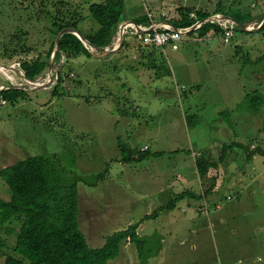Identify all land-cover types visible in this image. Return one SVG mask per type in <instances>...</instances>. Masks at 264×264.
I'll list each match as a JSON object with an SVG mask.
<instances>
[{"label": "rangeland", "instance_id": "obj_1", "mask_svg": "<svg viewBox=\"0 0 264 264\" xmlns=\"http://www.w3.org/2000/svg\"><path fill=\"white\" fill-rule=\"evenodd\" d=\"M64 1L70 11L88 15V0ZM218 1L203 0V4L213 13ZM223 2L228 8L243 2L244 10L260 12L258 20L247 27L262 24L264 0ZM164 5L162 12L170 14L171 6ZM61 6L58 0H0V91L13 86L27 92L15 104L0 102V169L46 152L60 154L63 165L73 160L82 175L103 171L109 163L107 177L97 187L79 184V222L91 247L99 248L109 234L141 222L140 234L158 231L165 235L163 249L148 264H264V155L250 160L234 147L222 164L218 161L225 142L237 140L251 147L264 144V106L258 113L249 112L247 95L264 92V83L253 79L257 71L264 73V31L236 32L230 42H225L223 33L205 42L182 40L173 54L168 46L163 55L165 67L160 66V79L154 82L138 81L129 68L135 63L132 57L90 47L94 53L90 59L81 56L66 63L68 77L62 87L67 91L62 88L53 96L66 57L55 60L51 84L45 88L32 89L21 62L46 55L51 45L49 17ZM147 7L148 0H124L123 22L140 13L148 16ZM158 9L154 14L161 17ZM93 21L86 22L85 30L93 28ZM19 29L28 30L25 41L35 49L9 58L12 49L6 47H19L18 39L11 37ZM126 39H131L130 33ZM209 47L213 50L209 57L197 52ZM217 49L225 53L218 54ZM181 54L190 55L186 58L196 63H182ZM12 65L17 70L4 67ZM145 70L143 75L150 81L153 70ZM119 145L126 150L147 145L152 156L122 162ZM192 150L217 160L214 169L224 182L209 198L193 201L195 205L187 206L185 212L183 201L173 211H160L174 197L172 193L178 192V188L167 191L165 187L179 172L190 179L189 188L202 189L204 179L189 153ZM1 178L0 196L9 199L8 186ZM217 204L222 208L217 209ZM156 210L158 218L142 221ZM175 216L180 219L177 224ZM4 240L8 245L2 244ZM14 241L15 234H8L0 222V264L13 253ZM118 256L107 264H141L136 247L129 242L122 245Z\"/></svg>", "mask_w": 264, "mask_h": 264}, {"label": "trees", "instance_id": "obj_2", "mask_svg": "<svg viewBox=\"0 0 264 264\" xmlns=\"http://www.w3.org/2000/svg\"><path fill=\"white\" fill-rule=\"evenodd\" d=\"M223 1H218V6L213 13L197 9L198 19L205 20L212 15L223 13L248 26L256 18H259L252 12L241 8L244 5L243 2L236 8H228L226 2ZM58 2L62 6L57 7L55 13L49 17L48 30L51 35V45L48 52L46 55L39 54L32 60L24 59L21 62L27 79L35 80L48 69L56 39L62 30L66 28L77 29L89 43L96 47H107L112 45L119 26L124 21V0H88L86 1L88 15H84L76 9L70 11L69 8H65L67 3L64 0H58ZM182 17V21H171L168 24L191 27L195 22L189 9L182 13ZM89 19L97 21L98 25L94 26L96 24L93 21V28L87 31L85 25ZM143 19L144 17L136 18L135 21L141 23ZM263 19L264 17L262 21ZM199 30L202 35H206L211 30L217 34L224 32L219 24L213 22H205ZM235 31L246 34L255 33V31L263 32L264 24L254 32L246 31L236 25ZM126 35H124L125 38L119 48L120 50L128 49L130 46ZM28 36L27 29H19L12 34L13 40L18 39L17 45L19 47H6V50L12 49L9 58H13L17 54H29L34 51L35 48L25 41ZM90 47V45L86 46L74 33L62 35L55 60L60 62L64 56L66 61L57 73L58 80L51 93L53 96L60 93V89L63 88L62 85L68 77V73L65 72L66 63L81 56L90 59L94 56ZM152 48L156 49L155 46ZM63 91L65 93L67 90L63 88ZM26 94L27 92L23 89L11 86L0 91V102L15 104L19 98H24ZM247 95L250 101L249 112L258 113L264 106V92L258 90ZM232 126L230 125L231 128ZM234 147L243 150L247 159L250 160L255 155H264V144L260 143L259 146L253 145L251 147L247 142L231 140L223 145L218 161L223 162L227 153ZM119 149L123 154L119 160L123 162L142 161L152 156L149 147L146 150L139 147L135 149L127 147L126 150L123 145H119ZM47 153L30 155L0 169L1 179L7 184L10 196L9 199L0 196V222L8 234H15V241L11 246L13 253L7 255L5 264H107L110 260L119 257L121 247L126 242L136 247L141 264H148L151 258L159 255L163 249V235L158 231L150 235L140 234L138 228L141 222L131 223L126 228L109 234L99 248L91 247L79 222V184L97 187L107 177L109 163L106 164L103 171L91 175H82L76 171L73 160L64 161L63 165L60 154L56 152ZM189 153L191 154L192 151ZM193 156L196 169L201 178L204 179L202 189L200 192L194 188L181 191L169 203L160 207V211L175 210L177 204L185 198L203 201L213 193L219 176H210L209 172L210 168L218 167V161L207 159L203 152L201 154L197 152ZM159 215L160 212L156 210L144 216L142 221L156 219ZM14 223L18 224L17 228L13 226ZM1 242L8 245L5 240Z\"/></svg>", "mask_w": 264, "mask_h": 264}, {"label": "crops", "instance_id": "obj_3", "mask_svg": "<svg viewBox=\"0 0 264 264\" xmlns=\"http://www.w3.org/2000/svg\"><path fill=\"white\" fill-rule=\"evenodd\" d=\"M165 2H167V5L171 6L172 10H171L170 14L162 12V11L165 10L164 9V7H165L164 3ZM147 8H148V10L151 11L150 13L153 15L152 18H150L149 15L147 16V15H144L143 13H140V15L134 17L133 19H128V20H125V21H131V20H135V18H141V17L143 18L144 17V19L141 21V23H139V25H142L144 27H148V26H150L152 24H162V23H167V22H171V21H178V22L182 21L183 20L182 13H185V11L188 10V9L192 11L191 14L192 13H196L197 9L198 10L202 9L204 11H207V12L211 13L209 8L205 4H203V0H182V2L179 1V0H148V7ZM151 8H153V9H151ZM156 8H159L157 10V14L162 12L161 13V17L156 16L154 14V10ZM259 13L258 12H255V13L253 12V15L255 14L256 17H258ZM256 20H258V19L256 18L255 21H253L252 23L254 24L256 22ZM175 27H179V26H175ZM188 33L190 34L189 38L185 37V36H187L186 34H188ZM218 36L220 37V34H217L213 30L209 31L206 35H202L200 30H199V27H197L195 29L189 27L188 29L187 28L184 29V33L182 35L181 41L183 40V41L189 42L188 40H191V38H193L194 41L205 42V40L218 39ZM130 38H131L129 40L130 46H129L128 49H125L124 51L118 49V50L111 51V53L115 55V54H118V53L121 52V53H123V56L132 57L135 60V63L132 64L131 66H129V68H132V70L134 72H136L139 82H152V81L154 82V81H156V79H160L159 75L161 74V71H158V70L160 69V66L162 68L165 67V65L163 63V55H164V52H166L165 48L170 46L171 49H172V54H173V51L179 49V47L178 48H173L171 45H167L164 48L156 47V49H154V48H152L153 46L142 45L139 42V38L137 37V35L132 33V32H130ZM134 38H136L138 43L134 42V40H133ZM115 40H116V38L114 39V41ZM114 41H113V43H114ZM209 48L210 49H207V48L206 49H202L201 51L197 50V52H199V55L201 57H209L213 53V50H211V47H209ZM111 53H109V54H111ZM121 53H120V55H121ZM216 53L224 54L225 50L224 49L223 50L217 49ZM179 56H180V59L184 58L182 63L190 62L191 65L196 63V61L194 59H192L193 60L192 61V60H188V58H186V56L189 57L190 55L181 54ZM205 61L209 63V59H207ZM145 69L153 70V74L151 75L152 78H151L150 81L148 80V77H145L143 75L144 71H146ZM262 69L264 70V68H262ZM155 70H157V71H155ZM262 74H264V73L261 72V71L260 72L257 71V73L255 74V78L253 77V79H255L257 84L264 83V76ZM260 75L263 76L262 79L260 78ZM127 81H129V80L127 79ZM132 87H133V81H132ZM126 88H131V86L130 85H126ZM145 146H147V145H145ZM197 152H199V154L202 153V151L192 150L191 155H192L193 158H194V156H193L194 153H197ZM221 164H222V162H221ZM209 175L210 176L217 175V172L215 171L214 168H210ZM223 182H224V178L223 179H219L218 178L215 188L219 187L220 186L219 184H221ZM190 184H191L190 183V179L186 178V176H185V174L183 172H179V175H178L177 179L176 178H171L169 180V182H168L169 187L166 185V187H165L166 189L165 190L170 189V188L173 189V187L178 188V192L177 193L176 192L172 193L173 194L172 196H175L176 194H179L181 191H184L185 189H188L189 187H191V186H189ZM165 190H163L162 192H164ZM233 198H234V196H232V195L228 196L229 200H233ZM187 199H188V201L186 202L185 200H187ZM182 201L185 202L181 206V210L183 212L186 211V207L187 206L190 208V207L195 205L193 200H191L190 198H185V199L181 200V202ZM181 202H179L178 204H180ZM215 203H217V202H215ZM197 207H198V205L196 206V209H197ZM216 208L217 209H221L222 207H221V205L217 204ZM200 210L202 211V209H200ZM147 214H150V213H147ZM174 221H176V224H177L180 221L179 217L175 216L174 217ZM163 223L164 224H162V227L165 228L167 222H165L163 220ZM176 224H174V225H176ZM162 235H163V243H164L165 235L164 234H162ZM181 244L183 245L184 243H181ZM191 248H194V246H191Z\"/></svg>", "mask_w": 264, "mask_h": 264}, {"label": "built area", "instance_id": "obj_4", "mask_svg": "<svg viewBox=\"0 0 264 264\" xmlns=\"http://www.w3.org/2000/svg\"><path fill=\"white\" fill-rule=\"evenodd\" d=\"M152 18V14H149ZM192 16L195 19V22L193 25L197 27H201L205 20L198 19L197 13H192ZM210 22L217 23L223 28V37L225 38V42H230L235 35H236V24L231 22L230 20L226 19H213ZM192 25V26H193ZM121 24L119 26V29H121ZM123 28V33L129 34L130 32L137 35L139 38V42L142 45L145 46H155V47H162L164 48L167 45H171L173 48L179 47V42L182 39V35L184 33L185 28L189 27H173L168 23H162V24H152L148 27H144L142 25H136L135 23H128ZM119 31V30H118ZM112 48L109 49H116L118 47V37H116V40L114 43H112ZM148 146L142 147L143 150H146ZM196 155V153H194Z\"/></svg>", "mask_w": 264, "mask_h": 264}, {"label": "water", "instance_id": "obj_5", "mask_svg": "<svg viewBox=\"0 0 264 264\" xmlns=\"http://www.w3.org/2000/svg\"><path fill=\"white\" fill-rule=\"evenodd\" d=\"M213 19H226V20H230L231 22L235 23L237 26L242 27L246 31L258 30L261 27V25L264 24V20H263L262 21V24L260 26L256 27V28L255 27L254 28L247 27L246 25L240 23L236 18H234V17H232L230 15H227V14H223V13H218V14L212 15L211 17L205 19V22H210ZM128 23H135L137 25V23L135 21H132L131 20V21L122 22L121 23V26L124 27ZM167 23H169V22H167ZM122 27H121V29H119V31L117 33V37H118V47L116 49H109L108 47H96V46H94L93 44L89 43L87 41V39L77 29H74V28H66V29L62 30L60 32V34L58 35L57 39H56L55 49H54V52H53V55H52V58H51V62H50V65L48 67V70H47L46 74L43 73L42 75H40L35 80L27 79L28 84L31 85L32 89L33 88H45V87H48L51 84L53 65H54V62H55V59H56V55H57V53L59 51V48H60V40H61V37L65 33H74L75 35H77L84 42V44L86 46L91 45L92 48L100 49V50L108 51L109 52V51L118 50L122 46L123 41H124V38H125ZM175 28H177V27H175ZM191 28H194L195 29L196 27L193 25V26H191ZM4 67H6L8 69H12V70H17L16 66H14V65H12V66H4ZM45 76H48L49 77L48 80L45 83H43V84H35V82L41 80Z\"/></svg>", "mask_w": 264, "mask_h": 264}, {"label": "bare ground", "instance_id": "obj_6", "mask_svg": "<svg viewBox=\"0 0 264 264\" xmlns=\"http://www.w3.org/2000/svg\"><path fill=\"white\" fill-rule=\"evenodd\" d=\"M90 46H91V45H90ZM93 50H95V49L93 48ZM1 68H2V67H1ZM0 71H1V70H0ZM2 71L6 72L4 69H3ZM8 71H9V69H8ZM6 73H7V72H6ZM11 78H12V77H11ZM48 78H49L48 76H45L44 78H42L41 80H39V81H37V82H41V81L44 79V80H43L44 82L39 83V84H43V83H45V82L48 80Z\"/></svg>", "mask_w": 264, "mask_h": 264}]
</instances>
